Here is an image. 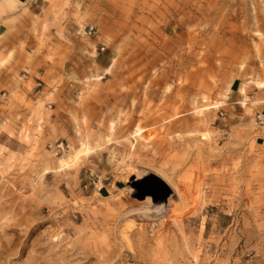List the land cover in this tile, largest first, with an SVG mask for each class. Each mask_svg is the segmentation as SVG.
I'll list each match as a JSON object with an SVG mask.
<instances>
[{"label": "rangeland", "instance_id": "374dc122", "mask_svg": "<svg viewBox=\"0 0 264 264\" xmlns=\"http://www.w3.org/2000/svg\"><path fill=\"white\" fill-rule=\"evenodd\" d=\"M27 14L0 36V264H264V0Z\"/></svg>", "mask_w": 264, "mask_h": 264}, {"label": "crops", "instance_id": "0c3cea01", "mask_svg": "<svg viewBox=\"0 0 264 264\" xmlns=\"http://www.w3.org/2000/svg\"><path fill=\"white\" fill-rule=\"evenodd\" d=\"M42 0H0V36H30L27 28L31 24L30 16L40 8ZM13 3L14 6H11ZM238 90V89H237ZM233 91V89H232ZM240 93L235 98H240Z\"/></svg>", "mask_w": 264, "mask_h": 264}, {"label": "water", "instance_id": "95a60500", "mask_svg": "<svg viewBox=\"0 0 264 264\" xmlns=\"http://www.w3.org/2000/svg\"><path fill=\"white\" fill-rule=\"evenodd\" d=\"M148 181L149 179L145 178L144 180L138 182L136 186L137 192H140L143 194H146L147 192H149L150 191L149 189H152V187L149 184L151 180L149 182Z\"/></svg>", "mask_w": 264, "mask_h": 264}, {"label": "bare ground", "instance_id": "6f19581e", "mask_svg": "<svg viewBox=\"0 0 264 264\" xmlns=\"http://www.w3.org/2000/svg\"><path fill=\"white\" fill-rule=\"evenodd\" d=\"M89 147H87V146H84L83 148H81L78 152H89ZM77 155V154H76Z\"/></svg>", "mask_w": 264, "mask_h": 264}]
</instances>
